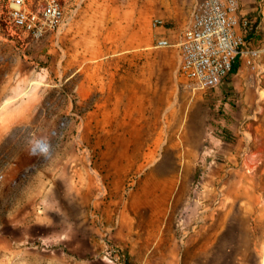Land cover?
I'll use <instances>...</instances> for the list:
<instances>
[{
  "label": "rangeland",
  "instance_id": "1",
  "mask_svg": "<svg viewBox=\"0 0 264 264\" xmlns=\"http://www.w3.org/2000/svg\"><path fill=\"white\" fill-rule=\"evenodd\" d=\"M57 1L64 23L35 39L0 0V264H264V74L180 89L156 39L197 0Z\"/></svg>",
  "mask_w": 264,
  "mask_h": 264
},
{
  "label": "built area",
  "instance_id": "2",
  "mask_svg": "<svg viewBox=\"0 0 264 264\" xmlns=\"http://www.w3.org/2000/svg\"><path fill=\"white\" fill-rule=\"evenodd\" d=\"M9 2L14 26L35 39L43 38L48 31L58 30L64 23V9L57 0H48L37 11L29 10L26 0ZM263 18L264 0H260L254 17L241 15V0H200L194 3L177 41L172 44L161 36L156 39L155 46L176 48L177 81L184 92L196 94L216 89L239 63L261 81L259 38ZM152 26L163 28L164 22L154 19Z\"/></svg>",
  "mask_w": 264,
  "mask_h": 264
},
{
  "label": "crops",
  "instance_id": "3",
  "mask_svg": "<svg viewBox=\"0 0 264 264\" xmlns=\"http://www.w3.org/2000/svg\"><path fill=\"white\" fill-rule=\"evenodd\" d=\"M197 1H200V0H197ZM259 3L260 2L257 3V6L255 8V11L253 10L252 11L253 12L252 14L247 13L248 11L241 10V15L243 17H254L257 14L256 11H258ZM245 12H246V14H245ZM186 23H187V21H186ZM184 27H185V25H184ZM163 28H165V27H163ZM262 31L264 32V18L262 20ZM263 37H264V35H263ZM248 39L251 40L252 39V36L249 37ZM261 48H262V59H261V63H262L261 64V70H262V68L264 69V38H263V44H262ZM262 72L264 74V71L263 70H262ZM263 74H262V76H263ZM263 94H264V87H263ZM255 115H256L257 121L259 119V121L256 122V124H255V129L257 130V133L255 134V138H258V135L260 134L261 138L264 141V98H261V103H259L257 105V109H256V114ZM242 123L243 124L241 125L240 129H241V133L244 135L243 136V139H246V136L248 135V127L250 125V122L248 123L247 121H245L243 119ZM260 150H262V155L264 156V149H260Z\"/></svg>",
  "mask_w": 264,
  "mask_h": 264
},
{
  "label": "bare ground",
  "instance_id": "4",
  "mask_svg": "<svg viewBox=\"0 0 264 264\" xmlns=\"http://www.w3.org/2000/svg\"><path fill=\"white\" fill-rule=\"evenodd\" d=\"M255 171V170H254ZM253 178V177H252ZM254 191H255V189H254ZM177 205V204H176ZM225 207V206H224ZM131 209L133 210V212H134V214H135V216L140 220V221H144V219H142L140 216H139V207H138V205H137V201L135 200L133 203H132V206H131ZM224 211V210H223ZM219 215V214H218ZM219 217V216H218ZM228 219V218H227ZM226 219V220H227ZM218 222V221H217ZM223 222V221H222ZM144 224V223H143ZM217 225V224H216ZM236 226V225H235ZM244 227V226H243ZM217 228V227H216ZM225 228H226V226H225ZM207 229H209V228H207ZM237 229V228H236ZM206 230V229H205ZM240 230V229H239ZM245 230V229H244ZM207 231V230H206ZM227 231V230H226ZM225 232V231H224ZM204 232H202V234H203ZM206 233V232H205ZM204 233V234H205ZM220 233V232H219ZM222 233V232H221ZM203 236V235H202ZM235 237V236H234ZM198 239H199V237H198ZM211 240V239H210ZM237 241V240H236ZM148 243V242H147ZM197 243V242H196ZM149 244V243H148ZM199 244V243H198ZM196 245V244H195ZM194 245V246H195ZM223 245V244H222ZM239 245V244H238ZM149 246V245H148ZM151 246V245H150ZM217 246V245H216ZM216 246H214V247H216ZM212 247V246H211ZM241 247H243V246H241ZM246 247V246H245ZM244 247V248H245ZM200 248V247H199ZM218 249V248H217ZM221 249H222V247H221ZM224 249V248H223ZM216 250V249H215ZM149 251H150V249H149ZM195 251V250H194ZM208 252V251H207ZM219 252V251H218ZM229 252V251H228ZM214 253V252H213ZM239 253V252H238ZM185 254H186V252H185ZM200 255V254H199ZM229 255V254H228ZM186 256V255H185ZM233 256V255H232ZM195 257V256H194ZM193 257V258H194ZM202 257V256H201ZM220 257V256H219ZM227 257V256H226ZM229 257V256H228ZM184 258V257H183ZM199 258V257H198ZM207 259V258H206ZM185 260V259H184ZM189 260V259H188ZM194 260V259H193ZM200 260V259H199ZM195 261V260H194ZM205 261V260H204ZM196 262V261H195ZM186 263V262H185ZM204 263V262H203ZM218 263V262H217Z\"/></svg>",
  "mask_w": 264,
  "mask_h": 264
},
{
  "label": "trees",
  "instance_id": "5",
  "mask_svg": "<svg viewBox=\"0 0 264 264\" xmlns=\"http://www.w3.org/2000/svg\"><path fill=\"white\" fill-rule=\"evenodd\" d=\"M237 68H238V64L235 65V67H234L232 72H236Z\"/></svg>",
  "mask_w": 264,
  "mask_h": 264
}]
</instances>
